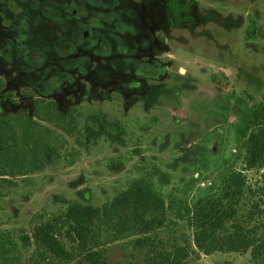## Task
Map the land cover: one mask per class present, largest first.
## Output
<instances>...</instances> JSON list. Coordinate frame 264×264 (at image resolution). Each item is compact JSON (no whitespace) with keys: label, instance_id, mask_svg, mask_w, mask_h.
I'll return each mask as SVG.
<instances>
[{"label":"rangeland","instance_id":"obj_1","mask_svg":"<svg viewBox=\"0 0 264 264\" xmlns=\"http://www.w3.org/2000/svg\"><path fill=\"white\" fill-rule=\"evenodd\" d=\"M122 4L127 6L122 5V33L128 39L142 30L139 20L138 30L135 26L138 17L129 15L132 3ZM164 8L170 24L160 25L158 38L146 47L152 64L159 62L164 71L139 77L142 86L122 85L117 101L113 82L135 80L128 59L122 57L114 68L96 57L86 68L88 78L80 77L79 64L66 65L59 57L56 39L66 32L64 26L41 19L30 25L29 38L20 29L13 34L21 35L9 46L14 63L25 61L16 52L31 46L46 64L33 75L29 68L8 66L6 55L0 57V115L17 109L32 113L30 98L45 90L35 80L53 76V69L55 76L62 75L59 66L77 72L74 86L63 84L58 91V97L72 96L73 131L44 123L65 140L59 157L43 171L0 180V245L20 252L13 264H29L32 249L21 236H30L39 223L71 205L98 207L134 186L146 191L150 202L163 201L164 225L118 242L108 243L103 235L101 264L172 258L185 235L190 248L185 264H254V247L264 236V209L249 192L259 182L264 160L253 170H246L245 161L247 138L264 100V0H169ZM122 43L130 48L128 40ZM133 54L149 61L144 51ZM27 88L31 95L23 94ZM204 180L212 184L202 188ZM207 204L208 226L224 228L216 231L218 236L245 230L257 242L241 254H205L197 244L203 240L194 215L204 213ZM218 212L226 218L221 220ZM210 241L204 240L203 249Z\"/></svg>","mask_w":264,"mask_h":264},{"label":"trees","instance_id":"obj_2","mask_svg":"<svg viewBox=\"0 0 264 264\" xmlns=\"http://www.w3.org/2000/svg\"><path fill=\"white\" fill-rule=\"evenodd\" d=\"M75 121L74 113L69 117L57 114L55 105L44 100L34 103L32 114L20 111L0 116V180L5 181L13 176L26 177L33 172L43 171L52 162L51 158L59 157L60 149L66 144L62 136L44 126V123L70 134ZM247 143L246 170L258 169L264 160V100ZM249 195L256 198L264 209V171ZM207 207L208 204L203 208L204 213L196 211L194 215V220L197 216V229L201 230L203 240H197V244L205 254L211 250L241 254L257 242L245 230L218 236L216 231L224 228L208 226L211 214ZM218 214L221 220L226 218L222 212ZM164 218L163 201L153 198L150 202L147 192L134 186L98 207L88 204L67 207L65 213L36 225L30 236L22 235L21 243L32 249L29 264H67L79 260L85 261V264H101L98 249L103 245V235L109 239L105 240L109 243L147 234L161 228ZM182 237L183 247L175 250L172 258L156 256L149 264H185L190 248L188 237ZM62 238L67 243L64 244ZM209 238V246L203 249L204 240ZM254 250L253 263L264 264V236ZM17 254L21 255L17 250L0 245V264H13L18 260Z\"/></svg>","mask_w":264,"mask_h":264},{"label":"flooded vegetation","instance_id":"obj_3","mask_svg":"<svg viewBox=\"0 0 264 264\" xmlns=\"http://www.w3.org/2000/svg\"><path fill=\"white\" fill-rule=\"evenodd\" d=\"M128 2L129 4L132 3L129 7L135 8L130 10L131 14L129 15L138 17L135 26L138 30L139 20L142 31L140 34L132 33L126 39L122 33V5H124L122 0H0V57L6 55L8 58L2 59L8 66L14 68L16 64V67L22 66L21 69L29 68L33 70V75H35V68L41 70L46 63L43 62L37 52L27 48L31 46H24L18 50L16 54L23 55L27 59L23 62L20 61L19 65H17V61L14 63L12 59L14 56L11 58L13 53L9 46L13 40L20 38L21 35L13 36V34L20 29L23 35L29 38L30 35L27 32L30 25L38 24L41 19L55 21L56 24L64 26L66 30L60 38L56 39V45L58 44L60 50L59 57L66 65L79 64L81 70L78 71L80 72L78 76L88 78L86 68L93 65L96 57L103 58V63L112 65L114 68H116L117 62L121 63L122 57L128 59L129 66L134 67L135 80L113 82V99L117 101L122 95L119 91L122 85L130 89L133 88L131 87L133 83L142 86L144 80L139 79V77H149V71L157 72L158 75L159 72L164 71V66L160 65L159 62L156 61L155 65L152 64L150 56L147 55L148 49L146 47L149 46L148 41L152 44L151 40L158 38L160 25L168 28L167 25L170 24L169 15L167 16L163 12L164 6L169 4V0H128ZM177 16L179 22L184 17L180 11ZM165 28L162 29V34L167 37L168 31L164 32ZM152 30L157 31L156 37ZM123 40H128L129 49L123 47ZM140 42L141 45L139 46ZM137 47L143 49H136ZM138 50L139 52L144 51L145 56L149 57V61H143L139 59L137 54H133ZM56 70L62 72V75L55 76V70L53 69V76L35 80V83L42 84L45 90L39 91V97H29V109L32 111L37 100H44L55 105V113L57 114H63L65 117L72 116L73 113L75 115L72 103H70L72 96L58 97V91L63 84L73 87L77 72L74 74V69L69 70L67 67L62 66L57 67ZM150 76L155 77L154 75ZM22 83L28 85L30 82ZM33 88L38 90L36 86ZM23 94L31 95V89L27 88V91L24 90ZM25 98L23 97V99ZM20 111L26 113L22 109H17L14 113L1 114L0 116L17 114Z\"/></svg>","mask_w":264,"mask_h":264},{"label":"built area","instance_id":"obj_4","mask_svg":"<svg viewBox=\"0 0 264 264\" xmlns=\"http://www.w3.org/2000/svg\"><path fill=\"white\" fill-rule=\"evenodd\" d=\"M211 184H212L211 181H209V180H204V181H202V182L200 183V186H201L202 188H205V187H208V186L211 185Z\"/></svg>","mask_w":264,"mask_h":264}]
</instances>
